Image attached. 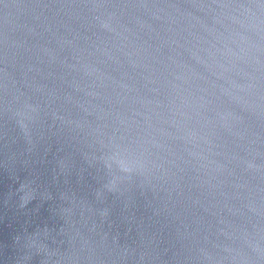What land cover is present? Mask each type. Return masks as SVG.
<instances>
[{
  "label": "water",
  "instance_id": "obj_1",
  "mask_svg": "<svg viewBox=\"0 0 264 264\" xmlns=\"http://www.w3.org/2000/svg\"><path fill=\"white\" fill-rule=\"evenodd\" d=\"M0 264H264V0H0Z\"/></svg>",
  "mask_w": 264,
  "mask_h": 264
}]
</instances>
